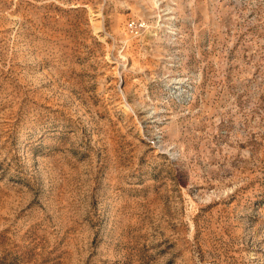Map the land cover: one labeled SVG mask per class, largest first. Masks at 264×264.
<instances>
[{
	"label": "rangeland",
	"instance_id": "374dc122",
	"mask_svg": "<svg viewBox=\"0 0 264 264\" xmlns=\"http://www.w3.org/2000/svg\"><path fill=\"white\" fill-rule=\"evenodd\" d=\"M0 264H264V0H0Z\"/></svg>",
	"mask_w": 264,
	"mask_h": 264
}]
</instances>
